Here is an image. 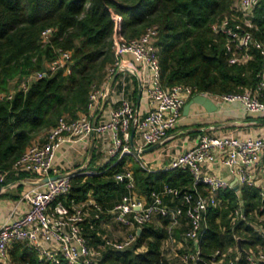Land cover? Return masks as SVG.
I'll use <instances>...</instances> for the list:
<instances>
[{
  "label": "trees",
  "instance_id": "16d2710c",
  "mask_svg": "<svg viewBox=\"0 0 264 264\" xmlns=\"http://www.w3.org/2000/svg\"><path fill=\"white\" fill-rule=\"evenodd\" d=\"M235 0H0V187L11 178L14 163L34 141L54 127L60 117L74 120L87 114L93 86L108 81V68L114 62L113 37L119 18V34L126 40L139 37L148 27H157L159 78L163 87L189 85L196 93L213 97L243 93L259 81L263 62L259 52L250 47L251 59L229 64L227 39L214 33L211 25L224 18H234L255 41L264 44V0L243 17L233 9ZM234 24V23H232ZM51 29L46 41L41 33ZM63 52H69L66 65L55 71L49 65ZM68 71V72H67ZM41 78L30 79L36 73ZM136 94V90H135ZM41 140V139H40ZM94 152L88 167L94 162ZM114 158V159H113ZM125 156L116 157L91 174L76 173L61 197L65 204L82 203L89 198L102 209L101 219L125 194L115 175L124 168ZM132 171L137 190L148 196L167 184L187 191L193 180L188 171L149 172L137 162ZM201 187V186H200ZM221 203L207 210V229L201 236L206 258L217 249L236 245L242 249L262 245L256 235V223L249 213H261L264 204L255 187L241 186L220 194ZM244 213L245 221L231 225L233 213ZM89 211L81 224L88 245L103 244L98 234V219ZM264 213V212H262ZM168 220L141 228L137 242L124 251L105 248L99 264H170L162 253V243L169 238ZM182 250L178 252L180 254ZM0 264L40 263L35 252L24 243H15L7 259ZM204 264V263H202ZM242 264V263H240Z\"/></svg>",
  "mask_w": 264,
  "mask_h": 264
},
{
  "label": "built area",
  "instance_id": "2783aa9c",
  "mask_svg": "<svg viewBox=\"0 0 264 264\" xmlns=\"http://www.w3.org/2000/svg\"><path fill=\"white\" fill-rule=\"evenodd\" d=\"M260 0H235L233 9L243 17V24L251 27L248 13L254 9ZM116 22L113 37L114 62L108 68V80L112 75L122 72H135L142 85L146 110L139 112L133 102L121 96L117 105L111 108L108 119L93 124V117L107 99V82L101 86H93L89 95L87 114H81L74 120L60 117L54 127L45 135L34 141L20 158L14 163L13 170L24 172L34 177L39 183L44 178L58 176L55 169L56 152L65 143H82L92 133H112L113 146L109 150L111 157L117 162L133 151L140 154L144 148L154 144L164 145L170 138L169 133L177 126L184 105L195 95L210 96L206 93H196L189 85H174L165 88L160 83L158 49L156 46L157 27H148L139 37L126 40L119 34V18L113 16ZM234 18H224L213 23L214 33L222 34L227 39V51L230 54L229 64H240L251 59L250 47H254L263 62L261 77L253 89L243 93L227 94L217 97L216 101L238 102L247 113H255L264 119V44L255 41L250 32L243 30L241 24ZM234 23V24H232ZM51 29L41 33L43 41L51 34ZM70 58L69 52H63L59 58L49 65L55 71L66 65ZM134 65L142 66L150 73L145 80L137 73ZM68 72V71H67ZM43 73H36L30 79L41 78ZM146 83V86H145ZM215 101V102H216ZM138 133L139 142L130 144L131 126ZM205 130L197 139L195 145L173 157L165 168L168 170L188 171L193 180L192 188L181 191L167 184L157 191H151L148 201L137 195V185L131 170H125L115 175V180L125 189V194L108 212L114 215L118 224L129 229L120 240L103 238V244L97 248L88 245L81 231V224L89 217V211L94 210V218L100 220L102 209L92 199L82 203L71 201L65 204L61 197L67 194L71 176H61L48 179L26 191L21 201L27 204V210L20 218H9L0 225V259L7 258V252L15 243H24L30 247L40 263L46 264H99L102 250L124 251L132 247L138 239V228L152 223L155 218L171 219L185 228L182 242L177 254L180 264H264V204L259 207L261 213H249L256 220L254 232L263 240L262 245L242 249L237 245L240 239L233 235L236 245L226 250L217 249L208 257L203 256L200 241L207 229V210L221 203V192L231 189L230 182L216 172L209 170L215 162L228 167L235 175L239 188L241 186L255 187L264 200V182L255 175L259 164L264 172V135L237 136L233 133L210 134ZM132 148V149H131ZM149 171L145 166H141ZM86 172L82 174H91ZM6 174L0 176V183ZM201 186V187H200ZM3 187H0V192ZM169 199L172 207L165 202ZM244 213H233L231 225L245 221ZM155 264V263H153Z\"/></svg>",
  "mask_w": 264,
  "mask_h": 264
},
{
  "label": "crops",
  "instance_id": "0c3cea01",
  "mask_svg": "<svg viewBox=\"0 0 264 264\" xmlns=\"http://www.w3.org/2000/svg\"><path fill=\"white\" fill-rule=\"evenodd\" d=\"M134 68L136 69L137 73L142 75V71L136 65H134ZM125 74H127L129 77H132V79H130L127 83H118L119 76H124ZM138 79L139 78L136 73H132L130 71H125L117 75L111 84L110 91H108L107 99L102 104L101 109L97 110V112L94 114L93 122L96 120L95 123L98 124L106 121L108 119L109 110L117 105V102L122 95L129 98L133 102L135 108L141 112L140 109L145 106V103L144 105L140 104V100L137 103ZM143 79L145 80L144 76ZM142 94L143 93H141V95ZM215 103L217 105V110L213 113L206 112L198 105H192L187 115L182 113L177 126L169 133L170 138L167 140V142L164 145H159V147L156 148L158 149L157 153H152L149 157V160L144 161L141 158V155L146 151L141 152L140 154H136L133 151V153L130 155L125 156L124 168L132 169L133 163L137 162L140 166H145L149 172L165 171V168L168 166L173 157L193 147L199 136L204 133L205 130L211 128L212 130H210L209 133L215 135L228 132L240 137L247 135H264V122H260V120L264 119L258 114L245 112L238 102L216 101ZM145 110L146 108L144 107L142 112ZM251 115H254V117H250ZM103 139H107L109 141V146L107 145L108 147H106L105 152L104 145L100 144V141ZM138 142L139 137L136 135V132H134L133 145H137ZM92 144L95 157L92 166L89 168L88 163L90 162L92 156L89 158L88 150ZM112 144L113 142L111 132H105L104 134H91L88 139L82 143L63 144L55 155L54 164L57 174H82L86 172L93 173L97 168L104 166L112 159V157L109 155V150L112 148ZM145 149L146 148H144L143 151ZM115 163H117V159L114 160L113 164ZM261 169V164L256 166L255 175L257 178H260V181L264 182V172L262 173ZM209 170L224 177L230 182V184H232L236 179L235 175L231 173L230 169L219 162H215L213 165H210ZM11 173V178L5 185L2 186L3 191L0 192V225L9 218L17 219L25 213L28 207L25 202L21 201V197L26 191L37 185V181L34 180V177L28 175L27 173L17 172L15 170H12ZM137 195L143 200L148 201L147 196L140 194L139 191H137ZM165 202L172 207V203H170L169 199H165ZM104 215H108L110 221L107 218L105 222H103V219H100L98 222V234L102 239L107 238L112 240H120L129 232L128 228L122 227L116 222L112 213L106 211ZM167 220L168 225L166 229L169 233V238L167 240H169L171 244L166 242L165 246V243H162V253L164 257L170 262V264H175L174 261H177V264H180L179 257L176 255V253L180 251L178 247L182 242V234L185 228L180 223L181 219H178L177 222H174L171 219ZM112 224L120 225L121 230H119V228L110 234L107 233L106 230H109ZM152 224L159 225V218H155Z\"/></svg>",
  "mask_w": 264,
  "mask_h": 264
},
{
  "label": "water",
  "instance_id": "95a60500",
  "mask_svg": "<svg viewBox=\"0 0 264 264\" xmlns=\"http://www.w3.org/2000/svg\"><path fill=\"white\" fill-rule=\"evenodd\" d=\"M116 75H112L110 77V79L108 80L107 82V90L110 91V87H111V84L113 82V80L115 79ZM141 93H142V85H141V82L138 80V96H137V103L139 102L140 100V97H141ZM217 97H213V96H204V95H195L193 96L183 107V111L182 113L184 115H187L188 112H189V109L192 105H198L200 107H202L206 112L208 113H213L217 110V105L215 103ZM96 120H94L93 124H95ZM260 122H264V120H260ZM133 133H134V125L131 126V134H130V144L132 146V148H134V145H133ZM92 135H94V133H92ZM157 147H159V144H154L150 147H147L144 151L142 150L141 152H148V151H151V150H154L156 149ZM92 153H93V144L89 147V150H88V155H89V158L92 156ZM74 173H66V174H61V175H58V176H53V177H50V178H44L42 179L39 183H44L46 182L48 179L50 180H54V179H57L61 176H71L73 175ZM37 183V184H39ZM231 187H233V189L235 191H238L239 189V185L237 183V179H235V181L231 184ZM141 231V228H138L137 230V233L139 234ZM241 241L242 239H238L237 240V245L239 247V250H240V253H241Z\"/></svg>",
  "mask_w": 264,
  "mask_h": 264
},
{
  "label": "rangeland",
  "instance_id": "374dc122",
  "mask_svg": "<svg viewBox=\"0 0 264 264\" xmlns=\"http://www.w3.org/2000/svg\"><path fill=\"white\" fill-rule=\"evenodd\" d=\"M141 71H142V75L144 76V78H145V82H146V79L147 78H149L150 77V73L148 72V71H146L142 66H139V65H136ZM130 79H132V77H129L127 74H125L124 76L123 75H120L119 76V79H118V83H121V84H123V83H127ZM145 86H146V83H145ZM146 102V100H145V97H144V93L141 95V99H140V104H142V105H144V103ZM144 107L146 108V104H145V106H143L141 109H140V111L142 112L143 110H144ZM250 117H254V115H251ZM249 117V118H250ZM136 135H138V133H136ZM109 141L107 140V139H103L102 141H100V144H102V145H104V152L106 151V147H108L109 146V143H108ZM138 144V143H137ZM101 145V146H102ZM108 145V146H107ZM112 146H113V144H112ZM157 150L158 149H154V150H151V151H148V152H145V153H143L142 155H141V158L144 160V161H148L149 160V157L151 156V154L152 153H157ZM27 188H29V187H27ZM107 218H108V220L110 221V218H109V216L108 215H105V216H103L102 217V219H103V222H105V220H107ZM100 226V225H99ZM120 228V229H119ZM107 229V228H106ZM121 230V226L120 225H115V224H112L111 225V228H109V230L107 229L106 231H107V233H112L113 231H116V230ZM166 242L167 243H169V244H171V242L169 241V240H166V241H164L163 242V244L166 246ZM168 247V246H167ZM178 253H176V255H177ZM174 263L175 264H177L178 262L177 261H174Z\"/></svg>",
  "mask_w": 264,
  "mask_h": 264
}]
</instances>
